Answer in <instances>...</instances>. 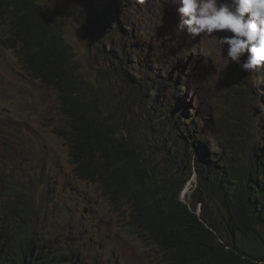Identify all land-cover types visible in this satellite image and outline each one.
I'll list each match as a JSON object with an SVG mask.
<instances>
[{"label":"trees","instance_id":"16d2710c","mask_svg":"<svg viewBox=\"0 0 264 264\" xmlns=\"http://www.w3.org/2000/svg\"><path fill=\"white\" fill-rule=\"evenodd\" d=\"M76 1L89 49L106 64L99 84L80 70L64 38L65 20L45 2L0 0L9 31L2 43L31 78L57 93L64 122L54 132L69 149L75 177L98 185L115 210L126 212L129 232L150 244L158 264H264V137L251 148L220 137L205 142L183 108L177 68L134 64L137 52L114 43L126 39L112 4L122 0ZM106 31H114L108 43ZM243 104L237 111L248 115ZM29 178L23 190L4 185L0 264H94L77 187L46 165L45 154ZM65 215L71 218L59 224Z\"/></svg>","mask_w":264,"mask_h":264},{"label":"rangeland","instance_id":"374dc122","mask_svg":"<svg viewBox=\"0 0 264 264\" xmlns=\"http://www.w3.org/2000/svg\"><path fill=\"white\" fill-rule=\"evenodd\" d=\"M42 1L60 21L65 20L64 38L73 47L80 70L90 83L99 84L106 64L95 49H89L80 27L78 2ZM177 5L176 0H134V7L131 3L126 9L120 8L128 18L118 22L126 39L117 36L114 43L137 52L140 58L134 64L148 60L158 70L177 68L183 108L205 142L212 146L213 138L220 137L225 145V139H231V144L249 142L251 148L257 138L264 137V119L257 116L264 114V74H257V70L245 73L226 58V46L218 40L224 33L193 38L177 32ZM111 33L114 31L103 33L105 42L111 41ZM8 38V28L0 20V199L7 200L4 185L23 190L32 182L29 177L37 175L39 160L45 154L46 165L58 168L64 180L77 187L80 212L85 215L82 237L88 241L94 264H107L112 257L120 264H158L150 244L129 232L126 212L115 210L98 185L80 181L73 174L69 149L54 132L64 122L57 93L24 71L14 48L2 43ZM120 87L118 82L114 89ZM246 102L250 106L248 115L237 111V106ZM191 185L183 192L184 199ZM69 218L65 215L57 222L66 224ZM72 219L79 221L80 217Z\"/></svg>","mask_w":264,"mask_h":264},{"label":"clouds","instance_id":"9594fccd","mask_svg":"<svg viewBox=\"0 0 264 264\" xmlns=\"http://www.w3.org/2000/svg\"><path fill=\"white\" fill-rule=\"evenodd\" d=\"M131 3L134 7V0L112 1L122 22L128 18L120 8ZM178 4L177 32L193 38L224 33L218 40L226 46L230 62L245 73L257 70L259 74L264 68V0H178Z\"/></svg>","mask_w":264,"mask_h":264},{"label":"bare ground","instance_id":"6f19581e","mask_svg":"<svg viewBox=\"0 0 264 264\" xmlns=\"http://www.w3.org/2000/svg\"><path fill=\"white\" fill-rule=\"evenodd\" d=\"M176 1H178V0H176ZM174 3V2H173ZM176 5V4H175ZM178 7V6H177ZM211 38V37H210ZM180 156V155H179ZM185 163V162H184ZM180 166V165H179ZM242 172V171H241ZM236 173V172H235ZM239 173V172H238ZM236 175H237V173H236Z\"/></svg>","mask_w":264,"mask_h":264}]
</instances>
